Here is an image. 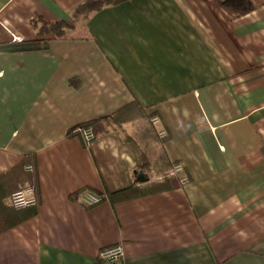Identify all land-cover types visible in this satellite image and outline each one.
Wrapping results in <instances>:
<instances>
[{
    "label": "crops",
    "instance_id": "crops-1",
    "mask_svg": "<svg viewBox=\"0 0 264 264\" xmlns=\"http://www.w3.org/2000/svg\"><path fill=\"white\" fill-rule=\"evenodd\" d=\"M85 1L0 0V45L47 40L0 51V175L33 156L37 176L0 264H95L115 244L125 264H264V0H124L38 35ZM114 113L88 145L71 133Z\"/></svg>",
    "mask_w": 264,
    "mask_h": 264
},
{
    "label": "trees",
    "instance_id": "trees-1",
    "mask_svg": "<svg viewBox=\"0 0 264 264\" xmlns=\"http://www.w3.org/2000/svg\"><path fill=\"white\" fill-rule=\"evenodd\" d=\"M124 0H86L81 5L77 6L73 11L72 18L68 21L57 20L54 22L46 23L44 22L38 30V35L42 36L45 33L52 34L54 38H66L68 37L67 30L74 29L76 22L81 21V24H84L89 16L101 9L105 5H113L119 3ZM219 4L225 8L235 11L236 13L243 14L245 12L250 11L253 8L252 3L249 0H218ZM47 40L45 38H36L31 40H21V41H13L11 43H5L0 45V51H32V50H41L46 49ZM119 113V112H117ZM117 113H114L110 116H105L102 118L94 119L89 122H85L82 126H90L93 135L95 134V126L99 123V121L107 120L112 118ZM95 136V135H94ZM33 156H26L18 163L16 166L5 172V174L0 175V190L2 186L6 184H12V189L19 188V184L21 182H25L21 188H24L29 184H33L36 182V171L34 167ZM26 165L31 166V171H26ZM17 182V184H16ZM35 186V185H34ZM129 190L124 189L123 191H116L109 194V197H117L116 199L126 198L127 196L133 194L128 193ZM131 192V191H130ZM136 193V192H135ZM134 193V194H135ZM0 232L9 228L15 222L19 221L23 218V215L19 213L21 208H14L9 203L10 193L0 195ZM4 197V198H3ZM6 197H8V201H6ZM104 199L101 197L100 200ZM35 206H32L29 210H32ZM23 209V208H22Z\"/></svg>",
    "mask_w": 264,
    "mask_h": 264
},
{
    "label": "built area",
    "instance_id": "built-area-1",
    "mask_svg": "<svg viewBox=\"0 0 264 264\" xmlns=\"http://www.w3.org/2000/svg\"><path fill=\"white\" fill-rule=\"evenodd\" d=\"M151 123L156 124L158 122L157 117L153 116ZM164 130H159L157 133L159 136H165ZM71 133L81 137L83 142L88 145L93 139V131L90 126H82L81 124L71 129ZM31 170V166L27 167ZM180 163H174L171 172L177 174L182 183H186V177L180 174L182 171ZM101 197L95 193L84 190L82 192L81 201L86 205H93L100 202ZM9 203L18 209L28 208L37 205V196L33 185H28L24 188L17 189L10 194ZM122 246L120 244L110 245L99 250L98 260L95 264H125Z\"/></svg>",
    "mask_w": 264,
    "mask_h": 264
}]
</instances>
